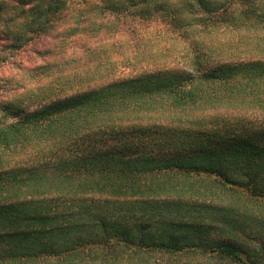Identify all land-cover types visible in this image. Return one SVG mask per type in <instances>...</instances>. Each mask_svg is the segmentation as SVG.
<instances>
[{
  "label": "trees",
  "instance_id": "1",
  "mask_svg": "<svg viewBox=\"0 0 264 264\" xmlns=\"http://www.w3.org/2000/svg\"><path fill=\"white\" fill-rule=\"evenodd\" d=\"M16 6L75 55L0 102V264H264V0Z\"/></svg>",
  "mask_w": 264,
  "mask_h": 264
},
{
  "label": "rangeland",
  "instance_id": "2",
  "mask_svg": "<svg viewBox=\"0 0 264 264\" xmlns=\"http://www.w3.org/2000/svg\"><path fill=\"white\" fill-rule=\"evenodd\" d=\"M19 1L0 0V102H5L17 94H21L24 88L33 89V87L37 86V77L30 76V73H27L26 69L44 63L43 59L47 54L43 53V51L51 48L53 53H55L59 49L58 57L61 60L65 58L70 59V57L75 55V45L65 40L66 42L59 48L56 44L57 41H53V38L50 36L31 39L24 47L19 49L6 48L9 41L5 39L6 35L2 33L5 27H10V34L12 33V36L15 34L13 33V30L15 31V25L12 24V20L18 18L20 15V9L16 6ZM144 27H146L145 32L156 33V31L160 30L161 24L152 21L149 25L144 23ZM221 35L228 37L231 35V32L225 31ZM121 39H125V37L122 36ZM47 76L49 77V73ZM248 116L250 117V115H247L246 120ZM250 118L254 123L251 122L252 125H261L264 119L258 114L251 115Z\"/></svg>",
  "mask_w": 264,
  "mask_h": 264
}]
</instances>
